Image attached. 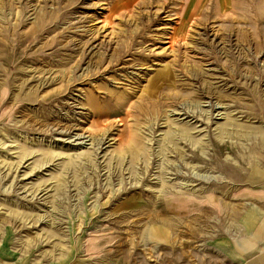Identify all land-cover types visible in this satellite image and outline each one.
Segmentation results:
<instances>
[{"label":"rangeland","instance_id":"1","mask_svg":"<svg viewBox=\"0 0 264 264\" xmlns=\"http://www.w3.org/2000/svg\"><path fill=\"white\" fill-rule=\"evenodd\" d=\"M260 2L0 0V264H242Z\"/></svg>","mask_w":264,"mask_h":264},{"label":"crops","instance_id":"2","mask_svg":"<svg viewBox=\"0 0 264 264\" xmlns=\"http://www.w3.org/2000/svg\"><path fill=\"white\" fill-rule=\"evenodd\" d=\"M264 2H260L259 6V17H264V15H261V12L263 10ZM262 23L258 24L257 27L262 26ZM254 173L260 174V169L258 171H255ZM263 174H260L262 176ZM245 177H243L244 179ZM235 211V209H234ZM236 213L238 216H242L243 214L240 212V210H237ZM236 214V215H237ZM262 212L256 210L254 212H247L245 215V218L247 220L248 228L251 229V236H244L241 239L240 249L242 251V264H264V225L263 222H261V225L256 226L259 223L258 219L260 220ZM163 217L165 218L166 223H171L173 227L178 226L175 223V220L167 215L164 214ZM244 217V216H242ZM100 246V245H96ZM111 259V257H110Z\"/></svg>","mask_w":264,"mask_h":264},{"label":"bare ground","instance_id":"3","mask_svg":"<svg viewBox=\"0 0 264 264\" xmlns=\"http://www.w3.org/2000/svg\"><path fill=\"white\" fill-rule=\"evenodd\" d=\"M41 21L42 22H44L42 19H41ZM45 23V22H44ZM39 25H42V23L40 22V24L39 23H37L36 24V28H38V27H40ZM241 27V26H240ZM231 28H232V26H231ZM234 28H236V27H234ZM245 30V29H244ZM244 30H243V28L241 27V28H238V31L240 32V33H242L241 35H243V37H244ZM246 37V36H245ZM120 59V58H119ZM165 77H167V76H165ZM161 81H162V78L160 77L159 78ZM163 83V82H162ZM158 84V82H153V84H152V86H154V85H157ZM145 97V96H144ZM143 104V103H142ZM144 106H146V104L144 105ZM144 106H143V108H144ZM156 106H158V105H156ZM261 106V105H260ZM148 107L150 108V109H152V110H155L154 109V104H151V105H148ZM147 107V108H148ZM140 110V109H139ZM146 110V109H145ZM150 111V110H149ZM148 113V112H147ZM150 114V113H149ZM148 114V115H149ZM139 147H140V145H138V146H135V147H130L131 148V150H132V153H136L137 152V150L139 149Z\"/></svg>","mask_w":264,"mask_h":264}]
</instances>
